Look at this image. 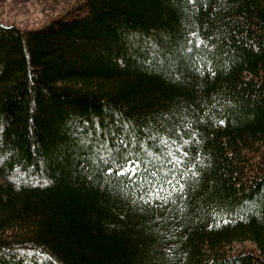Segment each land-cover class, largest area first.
<instances>
[{
  "label": "trees",
  "instance_id": "1",
  "mask_svg": "<svg viewBox=\"0 0 264 264\" xmlns=\"http://www.w3.org/2000/svg\"><path fill=\"white\" fill-rule=\"evenodd\" d=\"M72 6L0 20V264H264V0Z\"/></svg>",
  "mask_w": 264,
  "mask_h": 264
},
{
  "label": "rangeland",
  "instance_id": "2",
  "mask_svg": "<svg viewBox=\"0 0 264 264\" xmlns=\"http://www.w3.org/2000/svg\"><path fill=\"white\" fill-rule=\"evenodd\" d=\"M78 0H0V20L19 27L43 24L56 14L74 7ZM251 243L243 245L248 246ZM240 246V245H238ZM242 246V245H241ZM244 247V246H242Z\"/></svg>",
  "mask_w": 264,
  "mask_h": 264
}]
</instances>
